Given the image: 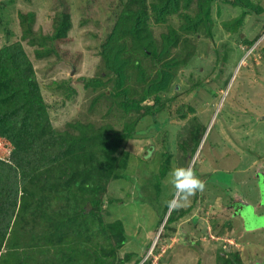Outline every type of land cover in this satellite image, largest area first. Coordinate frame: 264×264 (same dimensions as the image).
I'll return each instance as SVG.
<instances>
[{"label": "rangeland", "instance_id": "374dc122", "mask_svg": "<svg viewBox=\"0 0 264 264\" xmlns=\"http://www.w3.org/2000/svg\"><path fill=\"white\" fill-rule=\"evenodd\" d=\"M120 1L96 0L92 15H88L83 10L87 0H70L71 40L60 45L63 52L59 54L38 55L37 49H42L38 41L32 43L30 38L21 37L20 13H35L32 26L36 40H40L54 31L55 0H0V48L22 41L36 68L52 124L58 130L72 132L69 125L77 122L122 128L130 117H137L124 114L109 96L113 81L97 88L85 87L79 81L82 76H106L101 45L112 27L109 9ZM254 1L263 8L260 14L245 13L239 5L216 0L213 35L190 36L172 49L169 58L177 57L179 62L169 89L161 94L157 117L146 114L137 120L135 136L117 153L120 159L125 152L130 153L128 166L108 185L104 216L108 222L124 221L127 234L113 264L128 253L133 256L124 264L264 261V228H255L263 224L257 225L256 215H252L253 210L264 211L263 179L260 182L259 178L264 174V0ZM239 16L243 21L237 30L225 26V20ZM172 23L179 25L177 15ZM5 26L13 32L10 36ZM153 29L159 35L163 25L155 24ZM252 38L255 43L249 47L244 39ZM143 65L147 70L153 67L147 58ZM131 74L130 86L138 89L136 71ZM63 80L68 82L65 88ZM65 90L72 94L67 95ZM5 142L0 139L2 156L9 152ZM166 156L169 172L161 181L163 192L157 197L156 175ZM188 163L195 164L196 174L206 187L191 197L186 207L173 210L187 213L169 224L167 214L171 210L164 217L162 201L171 198V190L164 185L174 167ZM234 200L248 203L246 227L241 216H232ZM232 237L239 247L234 245L221 253L220 248L232 242Z\"/></svg>", "mask_w": 264, "mask_h": 264}, {"label": "trees", "instance_id": "16d2710c", "mask_svg": "<svg viewBox=\"0 0 264 264\" xmlns=\"http://www.w3.org/2000/svg\"><path fill=\"white\" fill-rule=\"evenodd\" d=\"M95 1L87 0L86 14L92 15ZM215 1L121 0L111 5L112 27L101 45L106 76H82L79 81L93 88L113 81L109 96L124 114L137 116L122 128L77 122L69 125L72 132L58 130L22 41L0 48V136L11 144L9 154L0 158V264H113L127 241L124 221L108 222L104 216L109 182L123 175L121 169L130 157L125 152L120 159L117 153L135 136L140 117H157L161 94L169 89L179 62L177 57L169 58L172 49L190 36L213 35ZM219 1L239 5L245 13L260 14L263 9L254 0ZM71 11L70 0H55L54 31L40 40L32 26L35 13H20L22 39L38 41L42 48L38 55L63 52L60 45L71 40ZM176 15L179 25L172 23ZM242 21L239 16L224 24L237 30ZM155 24L163 25L159 35ZM4 29L8 36L13 33L7 26ZM244 41L249 47L255 43L253 38ZM78 55L77 59L81 52ZM146 58L153 63L148 70L143 65ZM133 70L138 89L130 86ZM64 82L65 88L68 82ZM168 172L166 156L156 175L157 197ZM163 210L165 217L169 208ZM186 213L172 210L167 223ZM132 256L128 253L118 264Z\"/></svg>", "mask_w": 264, "mask_h": 264}, {"label": "clouds", "instance_id": "9594fccd", "mask_svg": "<svg viewBox=\"0 0 264 264\" xmlns=\"http://www.w3.org/2000/svg\"><path fill=\"white\" fill-rule=\"evenodd\" d=\"M164 187L170 188L171 198L163 200V204L170 210H179L187 206L191 197L203 192L206 184L197 176L195 164L191 163L174 167Z\"/></svg>", "mask_w": 264, "mask_h": 264}, {"label": "flooded vegetation", "instance_id": "af4514ba", "mask_svg": "<svg viewBox=\"0 0 264 264\" xmlns=\"http://www.w3.org/2000/svg\"><path fill=\"white\" fill-rule=\"evenodd\" d=\"M261 174L262 173H260L259 174V178H260V182H261V179H263L262 180V182L260 183L261 185H260V187L262 186V189H263V186H264V174H262V176H261ZM261 204L264 206V201H263V195H262V200H261ZM232 207H233V215L232 216H235L236 214L237 215H239V216H241L242 217V219H243V222H244V224H245V227L246 226H248L249 224L247 223V220H248V217L250 216L249 215V211H248V209H247V206H248V203L247 202H244V201H241V200H234L233 202H232V205H231ZM169 211H170V209H169ZM172 211V210H171ZM169 214H170V212H169ZM168 214V215H169ZM235 214V215H234ZM254 214L256 215V216H254ZM255 218H257V220H256V224L258 225L260 222H262V224H263V226H259L258 225V227H255V228H259V227H261V228H264V219H263V216H264V211L262 212V213H257L255 210H253V214H252ZM206 237V236H205ZM207 238V237H206ZM211 238H213V236H211ZM204 239V238H203ZM236 246V247H239V243H237V239H236V237H232V242H229V243H225V244H223V247H221L220 248V252L222 253V252H224V251H230V247H233V246ZM221 249H222V251H221ZM228 253V252H227ZM234 252H229V254L230 255H234L233 254ZM239 257V256H238ZM237 263H241V264H243L241 261L239 262V261H236L235 262V264H237ZM248 264H251V263H248ZM258 264H264V261L263 262H260V263H258Z\"/></svg>", "mask_w": 264, "mask_h": 264}, {"label": "built area", "instance_id": "2783aa9c", "mask_svg": "<svg viewBox=\"0 0 264 264\" xmlns=\"http://www.w3.org/2000/svg\"><path fill=\"white\" fill-rule=\"evenodd\" d=\"M2 138H4V137H1V136H0V139H2ZM4 139L6 140V142H5L4 145H5V147H8L9 152H10L11 144L9 143V141H8L6 138H4ZM9 152H8V154H9ZM8 154H7V155H8ZM7 155H6V156H7ZM6 156H2V155H0V158H5Z\"/></svg>", "mask_w": 264, "mask_h": 264}, {"label": "water", "instance_id": "95a60500", "mask_svg": "<svg viewBox=\"0 0 264 264\" xmlns=\"http://www.w3.org/2000/svg\"><path fill=\"white\" fill-rule=\"evenodd\" d=\"M262 194H263V201H264V186H263V193ZM263 219H264V216H263Z\"/></svg>", "mask_w": 264, "mask_h": 264}]
</instances>
